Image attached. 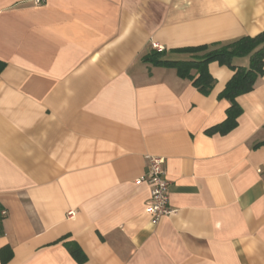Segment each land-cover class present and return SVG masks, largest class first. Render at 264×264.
I'll return each instance as SVG.
<instances>
[{"label": "crops", "instance_id": "obj_1", "mask_svg": "<svg viewBox=\"0 0 264 264\" xmlns=\"http://www.w3.org/2000/svg\"><path fill=\"white\" fill-rule=\"evenodd\" d=\"M262 31L264 0H0V264H264V75L208 134L233 70L210 63L204 94L142 61ZM149 155L174 211L158 221Z\"/></svg>", "mask_w": 264, "mask_h": 264}, {"label": "trees", "instance_id": "obj_2", "mask_svg": "<svg viewBox=\"0 0 264 264\" xmlns=\"http://www.w3.org/2000/svg\"><path fill=\"white\" fill-rule=\"evenodd\" d=\"M171 52L185 54V59H171L167 51L152 49L142 57V61L155 66L174 68L181 78L188 79L202 93L209 94L215 86L216 79L210 72L212 62H218L230 67L234 74L220 93V98L230 101L227 109V118L224 122L207 130L208 134H226L238 125V117L242 114V107L237 101L239 95L251 92L259 77L264 75V31L255 36H243L228 43L202 44L172 49ZM250 59L249 66L236 65V58ZM5 63L0 60V72ZM0 204V229L5 215ZM70 253L82 263L86 259L82 249L74 244H67ZM1 259L4 263L12 258V249L9 246L1 248Z\"/></svg>", "mask_w": 264, "mask_h": 264}, {"label": "built area", "instance_id": "obj_3", "mask_svg": "<svg viewBox=\"0 0 264 264\" xmlns=\"http://www.w3.org/2000/svg\"><path fill=\"white\" fill-rule=\"evenodd\" d=\"M35 4L40 5L46 0H33ZM155 49L164 50L161 45L155 44ZM164 159L162 157L149 155L148 168L144 177L151 185V200L146 207V211L150 213L154 221L160 220L163 216L173 213L169 206V181L164 176L163 170ZM6 210L2 212L6 215ZM75 211H69V216H74Z\"/></svg>", "mask_w": 264, "mask_h": 264}]
</instances>
